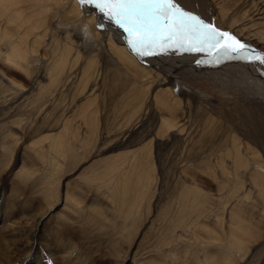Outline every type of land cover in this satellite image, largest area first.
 Wrapping results in <instances>:
<instances>
[{
    "label": "rangeland",
    "instance_id": "1",
    "mask_svg": "<svg viewBox=\"0 0 264 264\" xmlns=\"http://www.w3.org/2000/svg\"><path fill=\"white\" fill-rule=\"evenodd\" d=\"M81 50L86 53L84 49ZM175 53L179 52L172 55L175 56ZM97 54L98 64L106 68L96 86L99 123L93 124L92 129L89 127L93 133L91 146L84 151L78 150L77 157L72 159L60 157L56 149L49 147L48 140L39 142L40 147L36 149L29 144L36 137L39 138L40 133L43 134L42 138H46L60 132L64 112L69 116L76 110L77 114L75 102L83 103L86 96L81 94V83L75 75L84 66L85 55L75 68V74L65 84L43 81L45 85H57L52 91L45 89L39 92L38 83L33 87L27 86L31 76L25 71L18 70L19 74L7 71L25 87L22 97L11 103L10 113L5 115L0 112V176L7 175L3 173L4 168L11 171L8 185L4 190L0 189V215L3 216L7 209L13 207L16 208L14 214L17 221H28L30 214H41L44 218L37 225L40 232L36 243L56 248V242L70 234L74 238L75 248L82 246L84 249V258L90 260L89 264H157L164 258L173 259L171 249L177 250L179 256L169 259L168 264H207L202 261L199 248L208 246L207 243L214 240L212 236L210 238L211 233L202 230L199 224L203 220L210 225L217 224L216 217L220 212L225 211L227 216L226 209L230 210L234 202L232 195L238 181L236 172L249 171L247 165L239 167L235 164L232 152L235 139L242 143L241 149L248 165L258 166L259 155L255 157V151L264 159V115L259 111H243L250 97L233 86L254 80V83L264 87V66L256 67V73L261 75L256 77L246 68L238 66L236 61H223L222 66L229 67L223 70V76L227 77L224 82L176 75L177 95L186 92L199 94L200 97L198 103L188 99L187 122L186 119L182 122L184 126L168 130L161 128L164 111L152 106L143 110L139 121L134 115L130 122H126V114L131 109V105H126L127 101L130 102L128 87L123 80L126 77L119 75L118 78L114 71L107 72L113 69V64L103 61L101 54ZM37 64L39 67L40 62ZM98 67L97 70L100 69ZM77 94V100L70 103ZM183 108L186 111V107ZM246 110L250 111L249 108ZM19 119H24L21 125H18ZM11 130L24 136L16 149H13ZM244 143L250 144L248 150ZM124 150L137 153V158L132 162L135 166H130L129 174L123 180L112 181L105 163L111 156ZM35 151L41 153L35 154ZM23 167L27 168V172L20 171ZM27 174L28 180H25L23 176ZM92 176L97 177L94 180L99 179L102 188L97 190L91 187V193H88L86 181ZM245 180L249 183V179ZM187 186L208 196V211L205 213L210 214L200 223L195 220L194 214H187L186 229L181 231L177 228L171 232L173 219L181 208V195L185 189L186 193L189 191ZM112 190L118 192L114 202L108 198V192ZM67 192L77 199L72 203L73 208L67 205ZM251 195L246 207L241 203L239 206L251 229V233L243 236L249 239L247 242L251 248L247 254L238 255L234 264H258L264 254V199L257 196L254 188ZM131 198L135 201H131ZM220 206H223L222 211ZM70 209L77 212L70 216ZM35 224L36 220L32 219L28 228L32 229ZM179 234L182 237L180 240L173 241L172 245L165 243V235L174 239ZM24 240L27 242L26 238ZM206 240V244L203 243ZM16 248L23 249V245ZM45 250L49 251L47 248Z\"/></svg>",
    "mask_w": 264,
    "mask_h": 264
},
{
    "label": "bare ground",
    "instance_id": "2",
    "mask_svg": "<svg viewBox=\"0 0 264 264\" xmlns=\"http://www.w3.org/2000/svg\"><path fill=\"white\" fill-rule=\"evenodd\" d=\"M177 3L187 11L199 15L206 22L233 34L251 48L264 52V0H177ZM100 23L105 25L103 29L97 28ZM74 38L78 40L75 41ZM76 42H79V44H76ZM97 53L101 54L103 61L113 64V69L110 68L107 72L114 71L118 78L119 75L126 77L123 80L127 84L130 95V102L127 101L126 105H131L130 111L126 114V122H130L134 115L139 121L143 110L145 111L152 106L164 111L161 128H167L168 130L173 127L184 126L185 123L182 122L187 118L188 99L191 98L198 103L200 97L199 94L186 92L177 95L175 93V87L178 85L176 75L206 77L213 79V81L224 82L227 77L223 76V70L229 68L222 66L223 61L219 64L201 63L198 65L197 60L208 61L210 59L205 53H175V56H173V52L166 56L137 57L128 48L122 29L117 28L110 21L103 20L95 9L91 7L82 8L78 0H0V65H2L0 66V112H4L5 115L9 114L11 103L22 97L25 87L7 71H13L17 74H19L18 70H22L23 73L25 71L31 76L28 79L30 81H28L27 86L33 87L35 83H38L39 92L45 89L52 91V88L57 87V85H51L50 83L65 84L66 81L70 80V76L75 74V68H78L82 56L85 55L86 58L84 66L75 75L81 83L79 90H82L81 94H85L86 97L83 103H77L75 102L77 94L70 102L76 103L78 107L77 114H75L76 110H73V113L69 116L67 114L66 116L64 112L63 116L65 117H63L60 132L51 134L46 138H42L43 134L40 133L39 138L36 137L37 139L35 138L30 142L29 146L31 148H39V142L44 143L48 140L49 147L53 150L56 149L60 157L72 159L76 156L78 150L84 151L86 147L91 146L89 144L92 142L93 133H91L89 127L92 129L93 124L99 123L100 112V108L97 106L99 94H96V86L97 81L103 76V70L106 69L105 66L98 64L96 60ZM230 61H236L238 66L246 68L250 73H254L256 77H261L260 74L256 73V67L262 68L264 65L246 63L239 59ZM39 62L40 66L38 67L37 63ZM4 66L5 68H3ZM97 67L100 69L97 70ZM103 78L105 79V77ZM44 80H49L50 83L45 85L43 84ZM233 86L241 90L243 95L250 97L246 100L248 103L243 107V111L245 110L248 113L259 111L258 113L264 115V87L262 85L254 83V80H248L236 83ZM8 97H10V101ZM2 98L3 100H1ZM242 103L244 104L245 101ZM183 107H186V111ZM247 108L250 111L246 110ZM22 121L24 119L16 123L21 125ZM14 130H11V132L14 143L13 149H16L15 147L19 146L18 144L21 143L24 136ZM16 132L18 135H16ZM152 141L153 139H151ZM76 142L80 146H77ZM244 144L248 150L250 144ZM233 146L232 152L235 156V164L239 167L247 165L249 171L236 172L235 178L238 181L232 195L235 203H231L230 210L226 209L228 210L227 216H225V211V213L220 212V215L216 217L217 224H208L203 220L210 214L209 212L205 213L208 211V196L196 188H188L187 186L189 191L186 193L185 189V192L181 195L180 211L173 219L171 224L173 227H170L171 232L177 228L181 231L185 230L187 214H194L198 223L203 220L199 227L210 232V238L212 236L214 240V242L207 243L208 246L199 241L203 245L199 248L202 252L200 256L202 261L207 264H234L238 259V255L249 252L251 248L248 244L249 239L243 236L251 233V229L245 222L242 208L239 206L240 203L245 207L247 206L248 200L252 197V188L257 192V196L259 195L264 199V159L262 155L255 151L254 156L259 155L257 158L258 166L248 165L247 158L242 152L243 148L241 149L242 143L235 139ZM38 152L41 153V151H35V154ZM135 158H137V153L134 150H124L121 151V154L111 156L105 164L106 172H109L112 181L123 180L129 174L130 166H135L132 165ZM254 163L256 162L254 161ZM20 171L25 173L27 168L23 167ZM10 172L7 168L3 169L4 175H7L0 176V184H3L1 190H4L8 185ZM23 178L28 180V174ZM91 178L86 181L89 186V189L86 188L88 193H91V187L97 190L102 188L99 179L94 180L97 178L96 176ZM246 178L249 179V183L245 180ZM249 185L250 187H248ZM16 188L18 191V187ZM108 193H110L109 200L114 202L118 192L112 190ZM66 196L68 207L73 208L72 203L77 199L68 192ZM131 201L135 200L131 198ZM223 206H220V211H222ZM15 212L16 208L13 207L11 210L7 209L3 216L0 215V264L90 263L88 258H84L85 252L82 246L75 248L74 238L70 234L63 240L57 241L56 248L49 245H39V242L36 243L40 232L37 225L40 224L44 216L30 214L27 218L28 221H17ZM76 212V210L70 209L69 215L72 216ZM32 219L36 220L37 224L29 229ZM225 227H228L227 230ZM101 232H103L102 226ZM167 235H165L164 241L168 245H172L173 241L182 238L181 234L174 239H170L171 236ZM25 238L27 242L24 240ZM206 242L207 240L203 243L206 244ZM20 245H23V249L19 250L20 247L14 249V247ZM44 247L50 252L45 250ZM170 252L173 259L178 258L179 253L177 250L173 251L171 249ZM81 256H83L82 259H80ZM169 259L171 258L159 260L157 264H168ZM258 264H264V254Z\"/></svg>",
    "mask_w": 264,
    "mask_h": 264
},
{
    "label": "snow or ice",
    "instance_id": "3",
    "mask_svg": "<svg viewBox=\"0 0 264 264\" xmlns=\"http://www.w3.org/2000/svg\"><path fill=\"white\" fill-rule=\"evenodd\" d=\"M91 7L103 20L122 29L128 48L140 58L169 53H205L208 61L219 64L239 59L264 65V52L251 48L233 34L206 22L182 8L177 0H78ZM100 23L97 28L103 29Z\"/></svg>",
    "mask_w": 264,
    "mask_h": 264
}]
</instances>
